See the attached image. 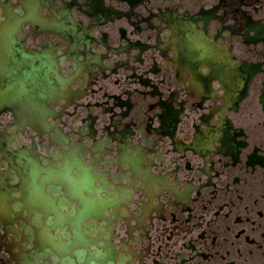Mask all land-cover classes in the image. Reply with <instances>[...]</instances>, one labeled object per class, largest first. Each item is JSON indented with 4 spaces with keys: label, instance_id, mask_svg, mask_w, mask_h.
Instances as JSON below:
<instances>
[{
    "label": "flooded vegetation",
    "instance_id": "obj_1",
    "mask_svg": "<svg viewBox=\"0 0 264 264\" xmlns=\"http://www.w3.org/2000/svg\"><path fill=\"white\" fill-rule=\"evenodd\" d=\"M0 264H264V0H0Z\"/></svg>",
    "mask_w": 264,
    "mask_h": 264
}]
</instances>
